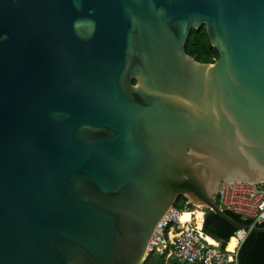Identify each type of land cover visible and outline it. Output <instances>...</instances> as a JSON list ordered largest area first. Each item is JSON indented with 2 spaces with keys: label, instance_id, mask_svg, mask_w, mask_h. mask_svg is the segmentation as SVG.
<instances>
[{
  "label": "water",
  "instance_id": "obj_1",
  "mask_svg": "<svg viewBox=\"0 0 264 264\" xmlns=\"http://www.w3.org/2000/svg\"><path fill=\"white\" fill-rule=\"evenodd\" d=\"M233 182H264V0H0V264H143L180 196L264 233Z\"/></svg>",
  "mask_w": 264,
  "mask_h": 264
},
{
  "label": "built area",
  "instance_id": "obj_2",
  "mask_svg": "<svg viewBox=\"0 0 264 264\" xmlns=\"http://www.w3.org/2000/svg\"><path fill=\"white\" fill-rule=\"evenodd\" d=\"M221 210H229L244 219L252 220L251 225L264 223V182L223 183L215 197ZM194 207L180 211L174 206L162 217L149 241L146 257L158 254L165 260L173 259L178 264H239L238 254L241 244L248 235L244 229H236L230 240L234 247L216 241L202 230L204 210ZM204 209V208H202ZM190 214L189 220H182L184 213ZM200 213V222L195 218Z\"/></svg>",
  "mask_w": 264,
  "mask_h": 264
},
{
  "label": "trees",
  "instance_id": "obj_3",
  "mask_svg": "<svg viewBox=\"0 0 264 264\" xmlns=\"http://www.w3.org/2000/svg\"><path fill=\"white\" fill-rule=\"evenodd\" d=\"M186 53L200 63H213L218 57V51L211 46L204 26L198 29H191L185 45ZM134 82V81H133ZM217 203V200H215ZM174 207L180 211L191 210L193 206L187 199L180 196L177 198ZM225 212L237 222L251 225L252 220L244 219L238 214L229 210ZM264 228V223L258 225ZM202 230L204 234L212 239L226 244L233 236L236 228L230 226L214 212L204 209V221ZM239 264H264V233L254 234L249 232L241 244L238 254ZM143 264H178L173 259L168 261L158 254H149Z\"/></svg>",
  "mask_w": 264,
  "mask_h": 264
},
{
  "label": "bare ground",
  "instance_id": "obj_4",
  "mask_svg": "<svg viewBox=\"0 0 264 264\" xmlns=\"http://www.w3.org/2000/svg\"><path fill=\"white\" fill-rule=\"evenodd\" d=\"M199 214H200V213H199ZM200 216H201V214H200ZM200 216L197 217V213H195V218H196V220L198 221V223L200 222ZM181 219H182V220H189V219H190V214H188L187 212L184 213V214L182 215ZM234 243H235L234 240H230V242H229V244H228V246H227L229 250H231V249L234 247Z\"/></svg>",
  "mask_w": 264,
  "mask_h": 264
},
{
  "label": "rangeland",
  "instance_id": "obj_5",
  "mask_svg": "<svg viewBox=\"0 0 264 264\" xmlns=\"http://www.w3.org/2000/svg\"><path fill=\"white\" fill-rule=\"evenodd\" d=\"M195 209H197V210H199V211H203L204 209H202V208H195ZM200 216V214L199 213H197V217H199Z\"/></svg>",
  "mask_w": 264,
  "mask_h": 264
},
{
  "label": "crops",
  "instance_id": "obj_6",
  "mask_svg": "<svg viewBox=\"0 0 264 264\" xmlns=\"http://www.w3.org/2000/svg\"><path fill=\"white\" fill-rule=\"evenodd\" d=\"M164 260H165V258H164ZM169 260V259H168ZM168 260H165V261H168Z\"/></svg>",
  "mask_w": 264,
  "mask_h": 264
}]
</instances>
